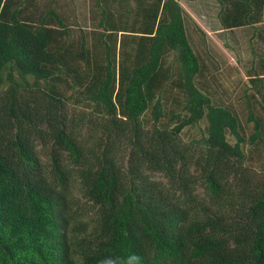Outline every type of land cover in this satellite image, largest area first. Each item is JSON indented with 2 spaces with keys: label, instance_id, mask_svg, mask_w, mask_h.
Listing matches in <instances>:
<instances>
[{
  "label": "trees",
  "instance_id": "trees-1",
  "mask_svg": "<svg viewBox=\"0 0 264 264\" xmlns=\"http://www.w3.org/2000/svg\"><path fill=\"white\" fill-rule=\"evenodd\" d=\"M180 1L0 0V264H264V0L239 84Z\"/></svg>",
  "mask_w": 264,
  "mask_h": 264
},
{
  "label": "rangeland",
  "instance_id": "rangeland-1",
  "mask_svg": "<svg viewBox=\"0 0 264 264\" xmlns=\"http://www.w3.org/2000/svg\"><path fill=\"white\" fill-rule=\"evenodd\" d=\"M180 2L190 16V23L200 27L205 33V46L208 48L211 58L221 66L222 77L232 80L231 82L235 84H239L237 81L240 78L246 81L244 63L250 59L248 42L239 32L232 34L220 29L216 2L214 0H181ZM73 3L77 7L78 17L85 22L88 16L87 0H73ZM235 40L236 42H234Z\"/></svg>",
  "mask_w": 264,
  "mask_h": 264
},
{
  "label": "clouds",
  "instance_id": "clouds-1",
  "mask_svg": "<svg viewBox=\"0 0 264 264\" xmlns=\"http://www.w3.org/2000/svg\"><path fill=\"white\" fill-rule=\"evenodd\" d=\"M135 262V264H139V257L133 255L132 257L129 258V264H132V262ZM103 264H108L107 259H105V261L103 262Z\"/></svg>",
  "mask_w": 264,
  "mask_h": 264
},
{
  "label": "crops",
  "instance_id": "crops-1",
  "mask_svg": "<svg viewBox=\"0 0 264 264\" xmlns=\"http://www.w3.org/2000/svg\"><path fill=\"white\" fill-rule=\"evenodd\" d=\"M83 10V9H82Z\"/></svg>",
  "mask_w": 264,
  "mask_h": 264
}]
</instances>
